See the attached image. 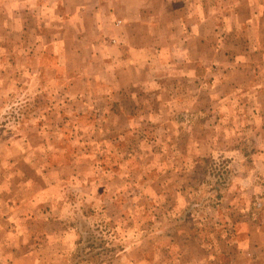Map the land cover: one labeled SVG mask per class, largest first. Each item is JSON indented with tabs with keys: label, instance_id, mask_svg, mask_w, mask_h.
<instances>
[{
	"label": "rangeland",
	"instance_id": "rangeland-1",
	"mask_svg": "<svg viewBox=\"0 0 264 264\" xmlns=\"http://www.w3.org/2000/svg\"><path fill=\"white\" fill-rule=\"evenodd\" d=\"M193 1L197 87L162 55L137 71L93 55L49 24L58 0L21 36L0 0V176L26 218L0 259L264 264V0Z\"/></svg>",
	"mask_w": 264,
	"mask_h": 264
},
{
	"label": "crops",
	"instance_id": "crops-1",
	"mask_svg": "<svg viewBox=\"0 0 264 264\" xmlns=\"http://www.w3.org/2000/svg\"><path fill=\"white\" fill-rule=\"evenodd\" d=\"M185 1L187 0H58L62 11H56L58 14L48 22L50 25L66 24L67 27L63 26L61 29L72 34V39L87 40L84 45L94 50L93 55L105 54L106 48L110 49L114 54L113 63L116 68L125 66L128 70L137 71L142 66L153 64L154 57L162 55L167 58L169 66L176 63L175 66L188 67L180 73L184 77L191 76L197 87L200 85L197 82L200 80L197 68L200 70L202 57L198 52L192 57L187 50L191 44L196 48L202 44L204 36L201 26L204 18L202 14L196 13L192 16L190 13L188 16L182 15L180 5ZM17 2L19 11L17 12L12 2L7 14L10 16L13 13L20 18V33L25 36L31 23L40 22L39 18L32 16L38 6L44 5V0ZM29 2L34 3V7L31 8ZM193 2L196 4L198 0ZM52 7L54 8L53 5ZM43 21L47 22L46 19ZM111 39L115 40L113 44L109 42ZM170 39L175 42H166ZM177 45L179 53L178 50L174 53L172 49L177 48ZM111 85H115V89L119 88L117 84ZM1 165L10 166L11 162H0ZM0 181V233L14 236L21 227L19 222L26 219L24 209L19 206L22 204L21 200L10 194L9 179L0 176ZM16 246L15 242L11 244L12 248ZM5 258H9V262L13 264L17 262L16 257L9 255L2 257L0 264L5 263Z\"/></svg>",
	"mask_w": 264,
	"mask_h": 264
}]
</instances>
